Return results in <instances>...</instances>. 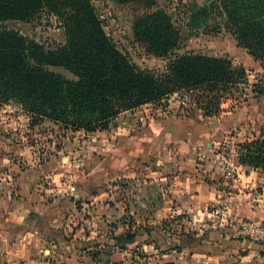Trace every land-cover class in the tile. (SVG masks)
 I'll return each mask as SVG.
<instances>
[{"label":"crops","instance_id":"1","mask_svg":"<svg viewBox=\"0 0 264 264\" xmlns=\"http://www.w3.org/2000/svg\"><path fill=\"white\" fill-rule=\"evenodd\" d=\"M187 116L122 115L112 129L91 135L83 157L80 132L70 139L63 130L58 145L49 142L51 153L42 163L32 146L20 148L3 136L0 264H90L87 254L73 250L87 232L92 239L114 226L121 231L127 217L132 228L160 231L176 216H183L189 235L167 236L181 245L163 253L174 255L175 264H264V238L235 236L246 223L264 224V169L242 165L236 152L237 144L254 138L255 128L248 136L217 116ZM237 127L227 149L225 138ZM103 173L109 182L88 190ZM81 193L86 197L75 201ZM219 199L231 204L233 221L224 229L199 231ZM145 239L155 244L163 237Z\"/></svg>","mask_w":264,"mask_h":264},{"label":"trees","instance_id":"2","mask_svg":"<svg viewBox=\"0 0 264 264\" xmlns=\"http://www.w3.org/2000/svg\"><path fill=\"white\" fill-rule=\"evenodd\" d=\"M115 1L143 10L134 17V34L148 54L172 58L163 70L143 69L120 51L93 0H0V102H17L36 120L46 118L73 131L95 132L108 129L125 110L162 102L174 94L186 99L187 115L201 121L215 115L226 96L251 77V71L225 58L192 51L178 54L185 30L173 14L159 7V0ZM44 14L59 21L65 43L46 46L1 25L12 20L31 22ZM188 15L185 25L190 29L211 23L216 30L225 27L254 60L263 63L260 71H264V0H207L193 5ZM51 66L63 67L75 78ZM254 89L264 96V76ZM240 147L242 165L264 169V133ZM101 182L98 178L93 188ZM182 218L164 221L163 229L168 231L172 224L184 229ZM135 235L110 239L123 247L135 244Z\"/></svg>","mask_w":264,"mask_h":264},{"label":"rangeland","instance_id":"3","mask_svg":"<svg viewBox=\"0 0 264 264\" xmlns=\"http://www.w3.org/2000/svg\"><path fill=\"white\" fill-rule=\"evenodd\" d=\"M98 8L99 15L104 22L106 32L111 36L113 42L120 51L126 54L132 62L143 69L163 70L168 62L172 59H165L148 54L143 45L136 40L133 30V20L136 14L141 13L142 9H135L131 5H121L115 0H93ZM207 0H159V7L165 8L168 12L173 14L177 24L182 26L185 30V40L178 50V54L186 52H195L203 55L225 58L230 60L235 66H243L246 70L252 73L247 82L242 83L237 88H234L226 98L221 102L220 110L213 116H217L222 120L224 126L239 125L240 127L234 128L232 133L228 134L225 138V147L229 149L228 144H232V136L238 133V129L245 130V135L249 136L250 130L255 128L252 132L254 134L253 141L258 135L264 133V109L260 106L264 105V96H258L254 91V84H256L262 76L264 71H260L263 67L261 61L254 60L249 50L240 46L234 35L227 31L225 27L221 30H216L215 24L208 26L203 25L200 29H190L185 23L188 21L189 9L195 5H204ZM2 26H7L19 31L24 36L34 39L37 42L44 43L46 46H55L57 44L65 43V33L56 17L51 15H41L31 22H23L12 20L2 22ZM51 70L59 72L68 78H75V76L63 67L51 66ZM262 73V76H260ZM189 101L190 96L187 95ZM183 97L179 94H174L166 100L158 103H148L137 108L128 109L121 112L110 123L108 129L115 126V121L122 115H130L141 111L145 114L148 113H166L167 115H178L184 119V114L188 112V106L185 104ZM190 106L193 104L189 102ZM184 105V108L182 106ZM153 115V114H152ZM188 117V116H187ZM67 133L69 138L75 137L76 132L65 128L62 123L54 122L49 119L36 120L35 117L25 110L19 103L11 101L9 103L0 102V139L5 136V141L11 140L20 144L22 148L25 143L29 147L32 146L31 151L37 152V160L42 163L49 155V142L59 144L61 134ZM80 133L77 135L78 147L81 156L87 154L88 148L91 147V135L95 132L102 131L96 130L95 132H86L78 130ZM57 132V133H56ZM247 133V134H246ZM52 134V137H50ZM234 141V140H233ZM246 142V141H245ZM244 143V142H242ZM242 143L237 144L236 152L239 156ZM46 144V145H45ZM227 149L225 153L227 152ZM238 150V151H237ZM14 152V151H13ZM81 167V166H80ZM105 176V177H104ZM109 175L103 173L97 176L95 181L88 186L87 189L94 190L93 184L100 178L102 181L96 186L95 191L108 183ZM93 188V189H92ZM75 188H71L74 192ZM88 192V191H87ZM84 196L80 194L75 201L83 199ZM81 201H79L80 203ZM126 224L128 227L118 231H105V233H98L94 238H89L90 233L87 232L82 238L77 241L81 243L75 246L73 250L87 254L91 263L90 264H175V256H163V253H169L177 248L175 241H167V236L175 237L176 235H189L183 232L182 226L179 224L168 225V231L161 224V232L152 227H136L130 226L131 220L127 217ZM117 229V228H116ZM199 231L207 232L211 229H202L198 227ZM159 231V232H158ZM135 233L137 242L133 245H125L123 247L114 245L111 241L113 236H125L126 234ZM147 234L151 236L160 234L163 240L152 244L145 239ZM106 238L109 241H104ZM176 238V237H175ZM178 238V237H177ZM71 239L69 238V241ZM76 242V241H74ZM151 245V246H150ZM174 253V252H173ZM157 255V256H156Z\"/></svg>","mask_w":264,"mask_h":264},{"label":"built area","instance_id":"4","mask_svg":"<svg viewBox=\"0 0 264 264\" xmlns=\"http://www.w3.org/2000/svg\"><path fill=\"white\" fill-rule=\"evenodd\" d=\"M230 172H234L233 168H229ZM231 204L227 200L219 199L213 206V215L199 223L202 229L222 228L224 229L232 221L230 213ZM245 236L252 238H264V224L250 222L243 225L235 236Z\"/></svg>","mask_w":264,"mask_h":264}]
</instances>
